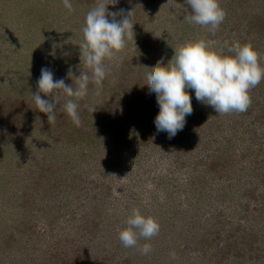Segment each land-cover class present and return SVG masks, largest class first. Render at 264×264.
Listing matches in <instances>:
<instances>
[{
  "label": "rangeland",
  "instance_id": "374dc122",
  "mask_svg": "<svg viewBox=\"0 0 264 264\" xmlns=\"http://www.w3.org/2000/svg\"><path fill=\"white\" fill-rule=\"evenodd\" d=\"M219 2L226 18L214 35L185 20L192 11L185 0L108 5L131 12L134 37L105 61L106 87L139 90L175 47L201 39L225 55L234 42L249 43L264 66V0ZM71 3L70 12L62 0H0V264H264V80L244 113L216 114L188 89L193 111L172 138L160 131L142 147L105 148L106 136L92 149L73 145L61 126L37 124L33 99L42 67L66 85L75 79L69 71L91 75L79 44L96 0ZM95 91L90 83L86 106L100 103ZM134 208L160 231L125 248L119 231ZM145 243L147 255L139 250Z\"/></svg>",
  "mask_w": 264,
  "mask_h": 264
},
{
  "label": "clouds",
  "instance_id": "9594fccd",
  "mask_svg": "<svg viewBox=\"0 0 264 264\" xmlns=\"http://www.w3.org/2000/svg\"><path fill=\"white\" fill-rule=\"evenodd\" d=\"M185 2L192 9L191 14L184 17L185 20L207 29L213 35L226 18V11L219 0ZM62 3L70 12L74 11L71 0H62ZM117 3L118 0H96L95 6L86 14L83 40L79 47L81 59L91 75L80 72L79 76H74L69 71L68 77H75L73 84L76 87H73V84L66 85L63 78L54 80L51 69L41 68L33 99L37 110L47 115L49 124L55 123L58 100L65 97L64 111L76 127L81 126L78 102L88 95L90 83L95 85L99 95L110 71L105 61L118 57L127 40L133 39L131 12L124 15L123 9L119 12L108 10V5ZM117 16L123 18L118 20ZM228 51L232 54L225 55L222 50H215L210 42L203 39L189 41L174 48V56L166 65L158 61L150 68L145 84L150 92L156 94L159 112L154 123L158 132L165 131L172 138L183 129L186 116L193 111L188 89L194 90L197 101L212 107L216 114L244 113L248 110L252 103L250 90L264 80L262 58L249 43L234 42ZM95 109L89 110L93 113ZM126 224L127 227L119 231V241L125 248L137 247L141 238L151 240L160 231V224L154 217L145 216L135 208ZM139 250L147 255L152 251V245L145 243ZM172 255L174 258L175 254Z\"/></svg>",
  "mask_w": 264,
  "mask_h": 264
},
{
  "label": "trees",
  "instance_id": "16d2710c",
  "mask_svg": "<svg viewBox=\"0 0 264 264\" xmlns=\"http://www.w3.org/2000/svg\"><path fill=\"white\" fill-rule=\"evenodd\" d=\"M148 46H143L144 48ZM264 62V61H263ZM122 82H118L120 84ZM135 86L136 89H131L128 92L126 90H119L116 88H110L111 86L103 81V86L106 89L100 91L98 101L100 103L94 104L89 102L88 106L85 105V100H82L81 106H79L78 112L83 122L84 127H76L71 121L70 117L63 109L64 104L57 105L56 109V121L52 125L61 126V134H66L69 131L68 142L71 144L82 143L87 148L92 149L97 146V143L101 141L99 138L107 137L108 143H104L105 148L109 147L112 143L134 142L137 146H146L151 140H154L161 134L157 131L154 123L155 117L159 112V106L152 98L146 96L150 92L147 85ZM142 87V88H140ZM109 88V89H108ZM92 96H96V91ZM153 97V96H152ZM128 98V99H126ZM79 103V102H78ZM124 103L125 108L122 109L120 104ZM10 115L5 114L4 121L9 124L11 119L15 117V110L13 109L14 103L9 104ZM19 107H22L18 105ZM96 108L92 113L89 109ZM2 108V107H1ZM0 109V116H1ZM37 110V108H36ZM37 116V124L41 121L45 124L48 123L47 115L39 110L35 113ZM35 115H32L34 118ZM190 115L186 116V120ZM32 120V118H30ZM64 127L68 130L62 129ZM119 144V145H121ZM103 145V146H104ZM84 146V147H85ZM110 153L109 151L107 152ZM68 168H65L63 172L66 174ZM62 174L60 173L59 176Z\"/></svg>",
  "mask_w": 264,
  "mask_h": 264
}]
</instances>
